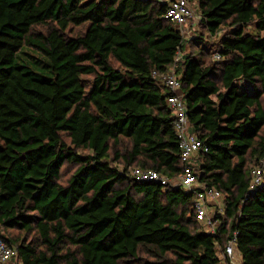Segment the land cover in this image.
<instances>
[{
    "label": "trees",
    "instance_id": "16d2710c",
    "mask_svg": "<svg viewBox=\"0 0 264 264\" xmlns=\"http://www.w3.org/2000/svg\"><path fill=\"white\" fill-rule=\"evenodd\" d=\"M187 1L189 39L159 3L0 0V236L15 264H226L233 238L241 264H264V173L249 191L264 161V0ZM173 65L202 145L192 172L220 195L214 234L192 193L129 175L181 174L159 78Z\"/></svg>",
    "mask_w": 264,
    "mask_h": 264
},
{
    "label": "built area",
    "instance_id": "2783aa9c",
    "mask_svg": "<svg viewBox=\"0 0 264 264\" xmlns=\"http://www.w3.org/2000/svg\"><path fill=\"white\" fill-rule=\"evenodd\" d=\"M142 2L159 3L166 6L164 19L173 23L179 30L181 36H185L198 19L192 6L187 0H140ZM178 56L174 59V64L178 62ZM173 65L168 72L159 76L160 82L169 95L166 104L172 112L174 126L178 140L180 161L182 163L181 174L176 180H169L152 170L133 168L129 170L131 178L139 182L158 183L162 186H179L184 191L193 194L192 209L196 221L205 226L206 230L214 234L218 223L213 215L222 212V204L218 192L204 189L199 186L196 176L192 172L191 164L198 151L202 148L197 137L191 132L190 125L186 118L185 107L181 97L180 83L175 75ZM264 173V161L259 163V167L253 170L249 191H253L261 184V177ZM215 206V207H214ZM235 239L218 249L219 258L226 264H241L240 257L236 253ZM17 253L9 247L0 236V264H15Z\"/></svg>",
    "mask_w": 264,
    "mask_h": 264
},
{
    "label": "rangeland",
    "instance_id": "374dc122",
    "mask_svg": "<svg viewBox=\"0 0 264 264\" xmlns=\"http://www.w3.org/2000/svg\"><path fill=\"white\" fill-rule=\"evenodd\" d=\"M193 8V11L195 10V7L194 5L192 6ZM185 39H189V38H192V32L189 30L187 32V34L184 36ZM208 45V44H207ZM188 52V50H186V53ZM72 169V166H64L62 169H61V172H60V175H61V182H63L65 179H66V174L67 172H69L70 170Z\"/></svg>",
    "mask_w": 264,
    "mask_h": 264
}]
</instances>
